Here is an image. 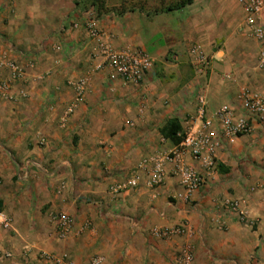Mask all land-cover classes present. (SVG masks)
I'll list each match as a JSON object with an SVG mask.
<instances>
[{
  "label": "crops",
  "instance_id": "crops-1",
  "mask_svg": "<svg viewBox=\"0 0 264 264\" xmlns=\"http://www.w3.org/2000/svg\"><path fill=\"white\" fill-rule=\"evenodd\" d=\"M85 16L75 0H0V52L26 67V97L0 100V211L11 220L10 229H0V264H43L40 253L66 254L67 264H87L95 255L102 264H174L184 248L192 264H264V124L250 120L248 134L212 148L216 168L188 203L176 198L182 191L174 177L147 188L143 171L134 190L108 192L140 160L168 152L172 145L159 130L170 119L188 129L196 94H203L207 115L221 105L240 113L243 89L264 96L259 44L240 30L239 0L98 16L96 27L111 36L112 47L149 57L135 83L91 56ZM193 46L208 57L204 73L191 66ZM5 77L0 72V81ZM78 78L85 79L83 97L60 127L57 117L73 99L65 82ZM184 161L204 172L200 162ZM170 167L164 164L166 172ZM224 201L237 211L222 208ZM56 212L71 221L63 239L51 220ZM178 223L188 235L151 234Z\"/></svg>",
  "mask_w": 264,
  "mask_h": 264
},
{
  "label": "built area",
  "instance_id": "built-area-1",
  "mask_svg": "<svg viewBox=\"0 0 264 264\" xmlns=\"http://www.w3.org/2000/svg\"><path fill=\"white\" fill-rule=\"evenodd\" d=\"M243 11V20L240 26L242 33L259 44L256 53V67L264 70V22H261V15L264 14V0H239ZM96 17L88 12L82 26L87 38L93 43L92 57L100 59V66L109 69L112 74L124 82H138L143 73L150 67L151 61L143 52H131L115 49L109 43L111 36L103 34L96 27ZM191 66L195 73H204L208 67V57L203 54L198 46L190 49ZM30 67L31 64L29 63ZM25 66L16 63L8 58L7 54L0 52V72H4L5 79L0 81V100L15 101L24 99L26 92ZM65 85L72 91L73 99L66 104L57 117V124L63 127L69 118L74 107L81 101L85 91V79L66 80ZM14 90V91H13ZM241 112L237 113L234 106L221 105L209 115L206 114V100L202 93L194 96V115L189 118L191 126L181 130V139L177 145H172L168 152L155 154L143 158L130 176L121 183L108 187V192L116 195L122 192L134 190L138 185L137 171L146 174L144 185L153 188L162 183L166 175L176 179L181 188V193L176 198L183 203H188L192 192L204 184L205 177L214 172L216 164L211 156L212 148L221 147L223 143L231 144L237 137L246 135L251 131L250 120L264 124V96L259 93L249 92L243 89L238 96ZM215 125V130L212 126ZM212 130V131H211ZM44 139L37 138V145L43 146ZM189 158L198 161L203 166V173L185 164L184 159ZM170 164L168 172L164 164ZM30 165L31 163H25ZM24 164V165H25ZM59 189V188H58ZM58 191V190H56ZM224 209L236 210V204L224 201L220 205ZM239 215L242 213L238 212ZM55 224L58 239H63L68 234L71 221L69 217L61 212L51 215ZM11 220L3 211H0V229L8 230ZM189 230L185 223H178L169 227L154 229L151 234L163 240L172 237L188 235ZM4 257L8 253L3 254ZM38 259L43 264H67V255L58 256L40 253ZM191 252L186 248L179 250L173 257L174 264H192ZM103 257L95 255L87 260V264H102Z\"/></svg>",
  "mask_w": 264,
  "mask_h": 264
},
{
  "label": "rangeland",
  "instance_id": "rangeland-1",
  "mask_svg": "<svg viewBox=\"0 0 264 264\" xmlns=\"http://www.w3.org/2000/svg\"><path fill=\"white\" fill-rule=\"evenodd\" d=\"M79 11L87 15L91 12L96 18L105 12L120 13L124 11H147L148 14L166 13L162 12L167 7H173L183 0H75ZM194 0H191V4ZM237 2V1H236ZM235 25L239 27L240 21L236 12L232 14ZM217 44V43H216ZM158 238V237H157ZM160 239V238H158ZM129 240L123 242L122 252L126 251ZM122 259V258H121ZM122 261V260H121Z\"/></svg>",
  "mask_w": 264,
  "mask_h": 264
},
{
  "label": "trees",
  "instance_id": "trees-1",
  "mask_svg": "<svg viewBox=\"0 0 264 264\" xmlns=\"http://www.w3.org/2000/svg\"><path fill=\"white\" fill-rule=\"evenodd\" d=\"M190 2L191 0L180 1L178 4H175L173 7L165 8L162 12H170L173 10H178ZM159 131L161 137L167 140L171 145H177L180 142L181 129L175 120L170 119L166 121L165 125Z\"/></svg>",
  "mask_w": 264,
  "mask_h": 264
}]
</instances>
